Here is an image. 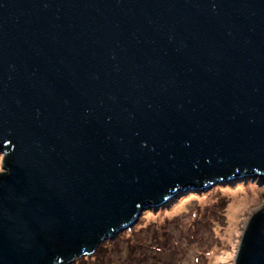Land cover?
<instances>
[{
	"label": "water",
	"instance_id": "obj_1",
	"mask_svg": "<svg viewBox=\"0 0 264 264\" xmlns=\"http://www.w3.org/2000/svg\"><path fill=\"white\" fill-rule=\"evenodd\" d=\"M0 264H74L186 191L264 184V0H0ZM236 264H264V206Z\"/></svg>",
	"mask_w": 264,
	"mask_h": 264
},
{
	"label": "rangeland",
	"instance_id": "obj_2",
	"mask_svg": "<svg viewBox=\"0 0 264 264\" xmlns=\"http://www.w3.org/2000/svg\"><path fill=\"white\" fill-rule=\"evenodd\" d=\"M263 206L264 184L259 179L186 191L143 211L133 228L74 264H162L159 256L165 255L166 264H236L244 231Z\"/></svg>",
	"mask_w": 264,
	"mask_h": 264
},
{
	"label": "trees",
	"instance_id": "obj_3",
	"mask_svg": "<svg viewBox=\"0 0 264 264\" xmlns=\"http://www.w3.org/2000/svg\"><path fill=\"white\" fill-rule=\"evenodd\" d=\"M99 248H100V246H99ZM99 248H98V250H99ZM97 252V251H96ZM161 252V251H160ZM158 256L160 255L159 254V252L158 253H156ZM164 259V260H163ZM159 260H160V262L162 263V264H166V261L168 260V257L165 255V256H159ZM162 260V261H161ZM164 261V262H163Z\"/></svg>",
	"mask_w": 264,
	"mask_h": 264
}]
</instances>
